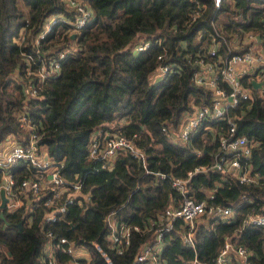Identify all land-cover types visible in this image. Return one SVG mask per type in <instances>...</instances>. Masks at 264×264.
I'll return each mask as SVG.
<instances>
[{"label": "clouds", "instance_id": "clouds-1", "mask_svg": "<svg viewBox=\"0 0 264 264\" xmlns=\"http://www.w3.org/2000/svg\"><path fill=\"white\" fill-rule=\"evenodd\" d=\"M253 130L261 0H0V264H264Z\"/></svg>", "mask_w": 264, "mask_h": 264}, {"label": "trees", "instance_id": "trees-1", "mask_svg": "<svg viewBox=\"0 0 264 264\" xmlns=\"http://www.w3.org/2000/svg\"><path fill=\"white\" fill-rule=\"evenodd\" d=\"M261 2H264V0H261ZM87 98H88L89 100H91V102H92L93 104H101V103H104V102H105L103 99H101V98H99V97H97L96 99L93 100V99H92V93H91V92H89V93L87 94ZM244 130H245V131H248V128L246 127ZM251 134H255V135L257 136L258 139L264 138V133H261V132H259V131H255V130H253V132H252ZM257 164H258V166H260V161H257ZM97 179H100V178H97ZM225 195H230V194L226 193ZM207 247H208V246H206V248H207Z\"/></svg>", "mask_w": 264, "mask_h": 264}]
</instances>
